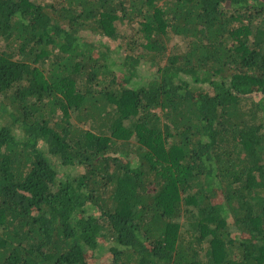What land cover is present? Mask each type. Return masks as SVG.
Listing matches in <instances>:
<instances>
[{"label":"trees","instance_id":"16d2710c","mask_svg":"<svg viewBox=\"0 0 264 264\" xmlns=\"http://www.w3.org/2000/svg\"><path fill=\"white\" fill-rule=\"evenodd\" d=\"M0 264H264V0H0Z\"/></svg>","mask_w":264,"mask_h":264}]
</instances>
